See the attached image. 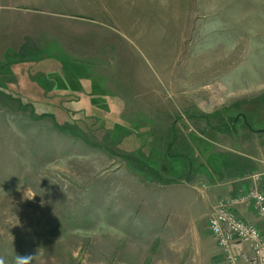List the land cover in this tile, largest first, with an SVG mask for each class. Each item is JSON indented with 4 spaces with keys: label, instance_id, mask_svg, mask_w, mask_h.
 I'll list each match as a JSON object with an SVG mask.
<instances>
[{
    "label": "rangeland",
    "instance_id": "obj_1",
    "mask_svg": "<svg viewBox=\"0 0 264 264\" xmlns=\"http://www.w3.org/2000/svg\"><path fill=\"white\" fill-rule=\"evenodd\" d=\"M172 131L248 166L208 220L257 223L264 0H0V264L155 263L144 184Z\"/></svg>",
    "mask_w": 264,
    "mask_h": 264
},
{
    "label": "crops",
    "instance_id": "obj_2",
    "mask_svg": "<svg viewBox=\"0 0 264 264\" xmlns=\"http://www.w3.org/2000/svg\"><path fill=\"white\" fill-rule=\"evenodd\" d=\"M176 136L172 131L162 166H155L158 159L150 162L151 168L160 170L161 183L148 180L144 184V192L150 196L144 204L149 219L146 235L153 237L156 248L155 254L149 255L156 262L147 264H227L223 250L208 231V218L217 200L231 198L246 188L243 176L248 166L241 160L232 168H228L230 163L219 164L215 150L206 153L208 161L202 166L200 154L174 143ZM252 184L256 185L254 180Z\"/></svg>",
    "mask_w": 264,
    "mask_h": 264
},
{
    "label": "built area",
    "instance_id": "obj_3",
    "mask_svg": "<svg viewBox=\"0 0 264 264\" xmlns=\"http://www.w3.org/2000/svg\"><path fill=\"white\" fill-rule=\"evenodd\" d=\"M239 202L254 206L257 223L243 221L230 203L220 200L208 220V231L224 251L227 264H264V194L252 190Z\"/></svg>",
    "mask_w": 264,
    "mask_h": 264
},
{
    "label": "clouds",
    "instance_id": "obj_4",
    "mask_svg": "<svg viewBox=\"0 0 264 264\" xmlns=\"http://www.w3.org/2000/svg\"><path fill=\"white\" fill-rule=\"evenodd\" d=\"M32 197H33V196H32ZM32 197H31V198H32Z\"/></svg>",
    "mask_w": 264,
    "mask_h": 264
}]
</instances>
